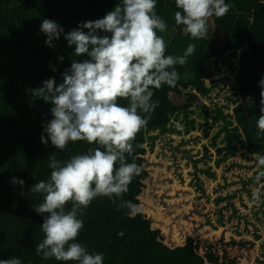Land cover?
Instances as JSON below:
<instances>
[{
	"label": "trees",
	"instance_id": "obj_1",
	"mask_svg": "<svg viewBox=\"0 0 264 264\" xmlns=\"http://www.w3.org/2000/svg\"><path fill=\"white\" fill-rule=\"evenodd\" d=\"M121 2L0 0V259L75 264L37 253L47 214L35 212L43 196L30 190L50 178L49 156L68 160L97 145L69 142L61 152L50 140L43 144L52 105L33 97L31 90L49 78L58 86L73 60L89 59L76 56L64 36L82 22L103 18ZM225 2L230 11L211 18L217 33L193 39L174 21L175 0H156L155 10L168 25L158 33L168 45L166 54L183 55L189 44L196 48L184 66L176 65V86L154 90L159 106L127 156L143 170L122 199L139 210L132 214L119 207V199L107 197L83 210L84 228L76 242L89 253H103V264H251L257 247L264 252V178L256 181V154L264 155V132L257 128L264 90V0ZM43 19L64 29L52 46L40 31ZM118 102L128 104L123 98ZM184 161L194 169L196 193L184 188ZM13 178L24 184L14 185ZM254 191L260 192L259 200H253ZM202 218L212 229L199 232Z\"/></svg>",
	"mask_w": 264,
	"mask_h": 264
},
{
	"label": "clouds",
	"instance_id": "obj_2",
	"mask_svg": "<svg viewBox=\"0 0 264 264\" xmlns=\"http://www.w3.org/2000/svg\"><path fill=\"white\" fill-rule=\"evenodd\" d=\"M175 6L179 9L174 13L175 23L183 25L193 39H204L209 20L222 18L231 7L225 0H175ZM155 9L156 0H122L103 18L82 22L64 38L70 47L75 46L76 56L89 59L73 60L58 86L49 78L31 90L33 97L52 105V119L44 126L47 137L41 136L43 144L50 140L61 152L69 142L97 145L68 160L49 156L50 178L31 187V192L43 196L35 212L47 214L41 225L44 239L36 248L44 259L103 264V253H89L76 242L84 228L83 210L98 197L119 199V207L132 214L139 210L137 204L122 199L133 178L143 170L134 161L129 163L127 156L132 155L137 134L147 127L159 106V101L153 100L154 90L163 85L175 87L180 78L176 65L184 66L196 48L189 44L183 55L166 54L168 45L158 33H164L168 25ZM40 31L47 37L48 46L64 33L50 19L42 20ZM63 59L59 57L61 62ZM260 87L264 89V79ZM261 97L257 128L264 132V90ZM121 98L128 101L127 106L118 102ZM256 159L259 183L264 178V155L256 154ZM12 183L23 185L24 181L13 178ZM0 264L22 261L13 257L0 259Z\"/></svg>",
	"mask_w": 264,
	"mask_h": 264
},
{
	"label": "rangeland",
	"instance_id": "obj_3",
	"mask_svg": "<svg viewBox=\"0 0 264 264\" xmlns=\"http://www.w3.org/2000/svg\"><path fill=\"white\" fill-rule=\"evenodd\" d=\"M208 31H209L210 33H212V34H215V32L217 33V31H216V29H215V27H214V23H213V21H212L211 19H210L209 22H208ZM217 74H219V73H217ZM220 75H222V74H220ZM202 146H203V145L201 144L200 147H202ZM200 149H201V148H198V150H200ZM204 152H205V151H204ZM213 152H215L214 149H213ZM184 165H186V161H184ZM220 171H221V170H220ZM193 172H194L193 167H192V166H187V165H186V167H185V169H184V173H185L186 178H187V183H186V185L184 186V188H189V189H192V190L195 191V189H194V187H193V185H192V183H191V181H192V179H193ZM175 184H176L177 186H180V187L182 186L178 180L176 181ZM195 193H196V191H195ZM195 193H194V196H195ZM257 195H258V199H257V200H259L260 197H261L260 192H258ZM182 198H183V197L181 196L180 199H182ZM203 201L206 202V199H204ZM192 207H193L192 205H189V208H188V211H187V212H190L191 209H192ZM216 208H217V207H216ZM187 217H188V216H187ZM186 219H187V218H186ZM202 220H203V226H202V227L200 226L201 228H200L199 232H202V231H203L204 229H206V228H210V229H212L211 225L209 224L210 222H209L208 220H206V218H202ZM184 223H186V224L192 226L191 223L187 222V220H185ZM247 236H248V235H247ZM248 237H249V236H248ZM227 239H228V240L231 239L230 235H228ZM258 259H262V260H264V252L261 250L260 247H257V250L253 253V261H252L251 264H260V263L258 262Z\"/></svg>",
	"mask_w": 264,
	"mask_h": 264
},
{
	"label": "water",
	"instance_id": "obj_4",
	"mask_svg": "<svg viewBox=\"0 0 264 264\" xmlns=\"http://www.w3.org/2000/svg\"><path fill=\"white\" fill-rule=\"evenodd\" d=\"M176 36H177V34L176 35H174V37H173V39H172V41L176 38Z\"/></svg>",
	"mask_w": 264,
	"mask_h": 264
}]
</instances>
